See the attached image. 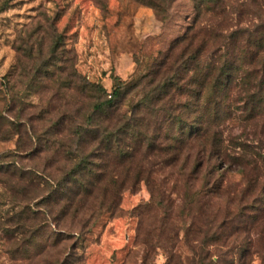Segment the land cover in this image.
Segmentation results:
<instances>
[{
    "label": "rangeland",
    "instance_id": "rangeland-1",
    "mask_svg": "<svg viewBox=\"0 0 264 264\" xmlns=\"http://www.w3.org/2000/svg\"><path fill=\"white\" fill-rule=\"evenodd\" d=\"M261 25L264 0H223L219 8L204 13H199L196 0H0V125L10 130L13 122L23 125V132L34 126L41 132L65 117L67 123L60 128L68 134L82 124L91 140L81 150L90 154L88 160L94 167L93 163H104L97 157L93 146L97 142L91 136L98 122L102 129L109 126L112 130L118 129V123L134 120L150 132L160 128L164 112L150 101L160 92L159 67L190 28H202L195 42L207 40L208 49L201 59L208 62L214 43L222 40L214 41L208 30L230 32ZM260 35L263 33L257 37ZM82 78L102 86L101 100L111 99L112 107L91 113L90 100L85 101L81 90ZM115 89H122V94L114 95ZM143 99L146 103L133 114L132 109ZM121 101L119 114L111 115ZM30 116L34 120L29 122ZM263 122L226 121L223 136L227 143L235 138L249 146L245 149L264 155ZM17 140L18 136L0 138V157L15 149ZM190 148L191 144L173 165H163L166 158L158 154L146 160L151 168L150 183L143 180L135 189L129 186L117 208L100 209L99 203L111 197V179L145 177L138 176L135 168L141 154L131 171L129 165H117L112 159L102 183L81 196L83 206L77 217L74 208L65 215L63 206L48 208L41 199L33 202L39 203L40 217L33 220L31 214L21 215L25 202L20 203L21 194L15 188L26 182L12 180V185L17 182L13 191L0 182V264H210V260L228 264L232 256L225 242L231 231L235 232L233 238L245 243L233 253L237 264L249 247L247 264H264V201L245 209L247 224L240 230L225 225L229 219L237 223L242 216L229 199L249 184L251 168L243 173L242 166L225 165L207 176L212 166L204 163L195 174L194 167L202 164V158ZM46 153L22 164L28 169L45 166L43 177L50 188L73 165L63 151L57 156ZM224 172V178L220 177ZM207 177L210 186L223 178L224 191L204 196L209 206L201 211L189 203L185 191L188 186L199 189ZM228 185L233 187L230 195ZM255 189V195L264 194V179ZM63 203L65 200L60 205ZM91 209H96L95 214ZM229 209L233 214L229 215ZM72 222L76 226L70 230ZM187 241L200 254L195 263L190 260L193 255Z\"/></svg>",
    "mask_w": 264,
    "mask_h": 264
},
{
    "label": "trees",
    "instance_id": "trees-1",
    "mask_svg": "<svg viewBox=\"0 0 264 264\" xmlns=\"http://www.w3.org/2000/svg\"><path fill=\"white\" fill-rule=\"evenodd\" d=\"M196 1L199 3V13H204L219 8L223 0ZM262 26L264 25L253 29L237 28L230 32L218 31V33H214L215 29L208 30L213 35L214 41L222 38L217 44L214 43L208 62H202L201 59L204 56V51L208 49L207 40L195 42L202 32V28L197 30L195 27L190 28L183 37L175 42L164 65L159 67L157 75L160 92L157 99L150 101L159 104L161 111L164 112L163 122L159 125L161 129L158 128L157 131L150 132L148 127L143 126L142 128L134 119H132L134 121L118 123L119 127L115 130L109 129V126H104L102 129L103 125L101 126V123L98 122V129L92 131L91 136L92 140L97 142L96 145H93L97 157H101L104 163H98V165L93 163L94 167L90 166L88 160L90 154L81 150L83 144L91 140L88 137L90 133L88 131L86 133L82 129V124L79 125L81 128L79 127L75 133L68 134L60 128L61 125L67 123L65 117L56 119L48 130L41 132L35 126L23 132V125L13 122L10 130L4 129V125H0L1 139L18 136L16 148L0 157V182H4L7 189L11 191L17 184L14 181V187L12 180L26 182V185L15 188L21 194L20 203L25 202L26 204L23 206L21 215L31 214L33 220L40 217L43 212L39 209V203L33 204V202L41 199L40 203H45L48 208L54 204L63 206L62 212L65 215L70 213L68 209L74 208L72 212L77 217L75 214L83 206L81 196L84 193H89L95 184L102 183L103 174L106 173V167L112 159L117 160V165L119 163L129 165L128 171H131L135 158L141 154L142 163L138 162L135 168L138 176L145 177H135L130 181L127 178L118 177L111 179V197L105 203L100 202L98 207L100 209L117 208L121 202L122 193L129 186L135 189L143 180L150 183L148 174L151 168L144 163L146 160L149 161L150 158L156 157L155 155L158 154L166 158L163 165H173L191 144L190 149L195 150L197 157L202 158V164H196L194 167L195 174L200 172L204 163L212 166L207 176H211L214 171L219 170L218 167H225V165L227 167L242 166L243 173L246 168H251V173L248 174L249 184L244 189H238L239 191L233 194L234 197L229 199V204H236L237 213L242 216H239V219L237 216V223H234L233 219H229L225 225L229 224L228 226L232 227L231 229L234 231L240 230L247 224L245 223V218H247L245 209L260 206V203L264 201L262 191H259L257 195L253 193L256 192L255 185L264 179V155L245 149L249 146L241 145L235 138L227 143L222 127L226 121L238 123L241 121L256 122L264 119V28H261ZM261 32L263 35L257 37ZM175 52L177 53L175 54ZM168 61H172V64L166 65ZM80 86L85 101L90 100L89 110H92L91 113L103 111L107 105L112 107L111 99L101 100V94L105 91L102 86L84 78H82ZM121 90L115 89L113 94L120 96ZM113 94H110L111 98ZM144 103L146 102L143 99L130 111L133 114L136 113L140 107L144 106ZM122 105L121 101L113 108L114 111L111 115L117 112L119 114ZM16 117L18 118V115ZM33 118L30 116L29 122L33 121ZM70 128L71 126H69ZM84 133L86 135H83ZM74 144L78 145L77 148ZM143 149H145L144 153ZM48 151L52 153V156H57L59 152L63 151L69 155L67 161L73 165L72 168H67L64 171V175L57 176L54 180L55 185H51L50 188L46 187L49 180L44 178V175L47 174L45 166L42 169H28L27 165L22 164L26 159L44 157ZM95 167H98L97 169L100 171L95 170ZM224 175L225 172L221 173L220 177L224 178ZM2 177L8 178L10 181H3ZM94 178L97 181H94ZM222 179L215 180L210 186L207 183V177L200 188L196 190L188 186L185 191L186 199L203 211L205 207L209 206L208 201L202 199L204 196L224 191ZM31 185L34 186L33 191L30 188ZM232 189L233 187L228 185L227 192L226 190L225 192L230 195ZM64 200L66 203L60 205ZM95 210L91 209L93 214H95ZM49 213L51 214V209H49ZM231 214L233 212H230L229 209V215ZM23 221L21 217L19 219L21 226ZM75 226V223L72 222L69 229L72 230ZM234 233L231 231L226 235L225 246L232 256L228 259V264L238 263L233 253L237 248L240 249L245 245L244 241L233 238ZM187 246L193 255L190 260L195 263L200 254L196 251L195 246L192 247L189 243ZM250 254V247L244 248L240 259L241 264H247L246 258ZM215 262V260H210V264H215Z\"/></svg>",
    "mask_w": 264,
    "mask_h": 264
}]
</instances>
